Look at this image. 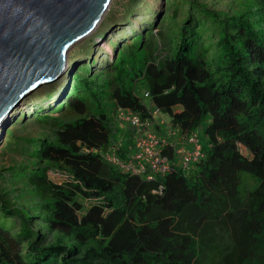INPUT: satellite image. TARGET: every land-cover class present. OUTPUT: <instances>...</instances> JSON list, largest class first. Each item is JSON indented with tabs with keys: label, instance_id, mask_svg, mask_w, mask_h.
<instances>
[{
	"label": "trees",
	"instance_id": "obj_1",
	"mask_svg": "<svg viewBox=\"0 0 264 264\" xmlns=\"http://www.w3.org/2000/svg\"><path fill=\"white\" fill-rule=\"evenodd\" d=\"M254 2L220 15L165 0L167 39L114 44V60L81 63L46 93L53 102L30 114L45 132L18 139L28 163L0 170V264H264V0ZM119 110L156 136L161 114L166 138L202 129L208 147L182 170L168 143L174 165L154 181L122 172L107 161L134 150L129 127L130 149L115 139ZM212 222L222 234L211 237Z\"/></svg>",
	"mask_w": 264,
	"mask_h": 264
},
{
	"label": "water",
	"instance_id": "obj_2",
	"mask_svg": "<svg viewBox=\"0 0 264 264\" xmlns=\"http://www.w3.org/2000/svg\"><path fill=\"white\" fill-rule=\"evenodd\" d=\"M112 1L0 0V125L64 73L68 52L99 26Z\"/></svg>",
	"mask_w": 264,
	"mask_h": 264
},
{
	"label": "rangeland",
	"instance_id": "obj_3",
	"mask_svg": "<svg viewBox=\"0 0 264 264\" xmlns=\"http://www.w3.org/2000/svg\"><path fill=\"white\" fill-rule=\"evenodd\" d=\"M197 2L201 5H206L209 9L220 13V15H237L243 9L252 8L255 4L254 0H197ZM165 9V0H136L135 3L133 0H113L108 12L96 30L72 47L68 52L65 74L60 78V81L64 83L63 89L66 86L65 82L68 81L69 72L81 63L95 61L97 65L104 64L107 60H113L115 54V49L113 48H115V45L117 47V44L126 42L127 40L129 41V39L141 33L144 39L148 38L147 34L149 32H152L154 36L162 33L172 22L165 20L162 25L160 24V19L165 13ZM156 13L158 14L157 16H155ZM166 13L168 16L171 14L170 11ZM183 13L184 10L178 15L179 21H181V15ZM183 17L186 18L187 14H183ZM171 34V31L165 30L161 35V40L164 37L167 39ZM56 81L42 85L35 92L25 97L20 105L11 112V115L3 120L2 125H0V170L13 164L28 163L25 161V155L20 151L19 144L21 142L18 139L35 138L45 132V130L31 119L30 114L35 112L34 110H39V108L46 107L47 104L53 102V99H46V93L51 92V88L56 86ZM142 90L141 86L137 87V93L140 96L143 94ZM143 103L149 105V100L144 99ZM154 119L157 124L159 121L164 122V125L160 126L161 131L157 132L154 130V132L158 137L166 138L164 137V133L165 131L167 132L169 117L161 114ZM114 128L117 131V135L115 136L117 143L126 149H130L133 140L131 141L128 135V124L117 120L114 121ZM8 130L12 133V137L10 138L5 136V132ZM172 131H174L173 136L168 135L167 139L169 143L174 144L177 143L179 134L175 129H172ZM195 133L201 145L203 144L208 147L203 130L199 129ZM242 153L245 154V151L242 150ZM52 179L55 182L58 181L56 177ZM59 180L58 182H65L67 178L60 177ZM4 186L5 183L0 181V188ZM211 225L214 230V233L210 234L211 237L222 234V231L213 222ZM197 232L201 233L199 231ZM223 236L225 237L224 234ZM192 237L196 241L198 234L195 236L192 235ZM200 237L208 242L211 241V239L206 238L205 234L203 236L200 234ZM200 264H209V261L204 259Z\"/></svg>",
	"mask_w": 264,
	"mask_h": 264
},
{
	"label": "built area",
	"instance_id": "obj_4",
	"mask_svg": "<svg viewBox=\"0 0 264 264\" xmlns=\"http://www.w3.org/2000/svg\"><path fill=\"white\" fill-rule=\"evenodd\" d=\"M156 112L151 111V114L155 115ZM117 117L118 120L127 123L134 132V150L127 162H122L115 156L107 158L109 164L122 172L139 175L147 181H154L157 176L163 177L167 174L174 164L182 170H188L198 158L202 157L198 139L195 134H191L180 138L185 144L190 145L192 150H185L183 147L176 149L174 155L177 162L173 164L167 156L162 154L168 142L151 133L148 124L143 123L138 116L123 110L118 111ZM172 149L174 150L175 147L172 146Z\"/></svg>",
	"mask_w": 264,
	"mask_h": 264
},
{
	"label": "clouds",
	"instance_id": "obj_5",
	"mask_svg": "<svg viewBox=\"0 0 264 264\" xmlns=\"http://www.w3.org/2000/svg\"><path fill=\"white\" fill-rule=\"evenodd\" d=\"M173 129H175V128H173ZM175 130L178 132V134L180 133L179 129L176 128ZM173 134H174V132L171 133V136H173ZM193 134L196 135V133H193ZM183 136H184V135H181V133H180V134H179V139H178L177 143H174V144L171 145V146H174V147H175V151H176V149H179L180 147H183L185 150H187V149H186V146H190V145L185 144V142H183V140H181L180 137H183ZM196 137H197V139H198V142H199V145H200V151H201V143H200L199 138H198L197 135H196ZM160 138H161V137H160ZM162 139L166 140V141L169 143V140H168L167 138H162ZM180 142H181L182 144H180ZM178 146H179V147H178ZM190 147H191V146H190ZM191 150H192V147H191ZM191 150H189V151H191ZM175 151H174V152H175ZM174 160H175V162H177L176 157H174Z\"/></svg>",
	"mask_w": 264,
	"mask_h": 264
},
{
	"label": "bare ground",
	"instance_id": "obj_6",
	"mask_svg": "<svg viewBox=\"0 0 264 264\" xmlns=\"http://www.w3.org/2000/svg\"><path fill=\"white\" fill-rule=\"evenodd\" d=\"M95 30H96V29H95ZM95 30H93L90 34H92ZM90 34H89V35H90ZM66 67H67V64H66ZM65 70H66V68H65ZM64 74H65V71H64V73H62V75L57 79L56 83H58V82H61V83H59V84H62V83H63V81H60V78L63 77ZM70 79H71V78H68V81H70ZM24 99H25V98H24ZM24 99H23V100H24Z\"/></svg>",
	"mask_w": 264,
	"mask_h": 264
},
{
	"label": "crops",
	"instance_id": "obj_7",
	"mask_svg": "<svg viewBox=\"0 0 264 264\" xmlns=\"http://www.w3.org/2000/svg\"><path fill=\"white\" fill-rule=\"evenodd\" d=\"M153 130H155V131H157V132H160L161 130H160V127H155ZM152 130V131H153ZM180 144H182L181 142H180ZM179 147V146H178ZM186 149L187 150H191V147L190 146H186Z\"/></svg>",
	"mask_w": 264,
	"mask_h": 264
}]
</instances>
